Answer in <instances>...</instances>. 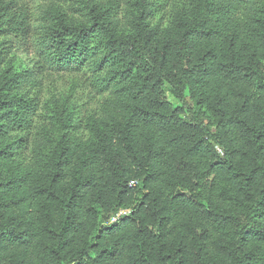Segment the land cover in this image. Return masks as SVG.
<instances>
[{
    "label": "trees",
    "instance_id": "obj_1",
    "mask_svg": "<svg viewBox=\"0 0 264 264\" xmlns=\"http://www.w3.org/2000/svg\"><path fill=\"white\" fill-rule=\"evenodd\" d=\"M0 264H264V0H0Z\"/></svg>",
    "mask_w": 264,
    "mask_h": 264
},
{
    "label": "rangeland",
    "instance_id": "obj_2",
    "mask_svg": "<svg viewBox=\"0 0 264 264\" xmlns=\"http://www.w3.org/2000/svg\"><path fill=\"white\" fill-rule=\"evenodd\" d=\"M22 59L26 58V56H20ZM51 78H53V80L57 81V84L59 86H61L62 88H65L66 86H69V81L70 78L65 76V75H54ZM51 83V81L47 82L46 84L49 85ZM52 84V83H51Z\"/></svg>",
    "mask_w": 264,
    "mask_h": 264
},
{
    "label": "built area",
    "instance_id": "obj_3",
    "mask_svg": "<svg viewBox=\"0 0 264 264\" xmlns=\"http://www.w3.org/2000/svg\"><path fill=\"white\" fill-rule=\"evenodd\" d=\"M130 212L127 210L120 211L116 216L112 217L110 220V224H114L117 222L121 217L128 215Z\"/></svg>",
    "mask_w": 264,
    "mask_h": 264
}]
</instances>
